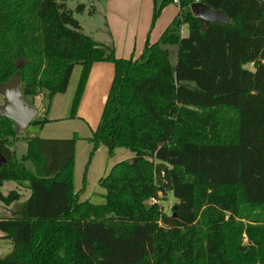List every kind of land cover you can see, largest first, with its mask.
Masks as SVG:
<instances>
[{
  "label": "trees",
  "instance_id": "1",
  "mask_svg": "<svg viewBox=\"0 0 264 264\" xmlns=\"http://www.w3.org/2000/svg\"><path fill=\"white\" fill-rule=\"evenodd\" d=\"M172 1L155 2L151 25ZM197 1L228 22L202 29L189 10ZM177 6L158 41L147 40L136 58H117L81 31L74 17L81 4L0 0V85L17 75L23 95L45 92L47 110L80 65L74 118L92 65L111 62L88 160L100 145L110 156L118 147L133 153L99 180L103 203L81 202L85 176L80 191L73 187L76 135L24 137L17 158L14 124L0 115V184L27 181L30 190L21 213L0 220L13 244L0 264H264V136L244 132L241 116L264 109V0ZM161 43L177 46L174 66ZM166 192L176 199L169 214L156 202ZM20 197L15 189L0 192L4 205Z\"/></svg>",
  "mask_w": 264,
  "mask_h": 264
},
{
  "label": "crops",
  "instance_id": "2",
  "mask_svg": "<svg viewBox=\"0 0 264 264\" xmlns=\"http://www.w3.org/2000/svg\"><path fill=\"white\" fill-rule=\"evenodd\" d=\"M66 0L68 8L74 10L76 6L83 5V11L76 18L81 26V31L92 37L98 43L110 46L114 50L117 58L138 57L145 46L146 41L153 43L159 40L161 34L171 23L178 13V6L168 4L165 6L153 25L152 12L153 6L160 0ZM173 5V6H172ZM83 15L102 16V23L92 29H86L83 21L79 18ZM83 20H85L83 18ZM81 67L75 65L69 78L67 89L63 93L55 94L47 108L44 116L41 106L44 104L45 92L39 93L31 99L36 102L37 113L41 111V118L47 120L39 127L41 131L30 133L27 137L39 136L41 138H71L76 135L75 142V162L73 167V187L78 192L82 189V180L85 176V186L79 192V201L89 200L92 203L100 204L104 202L105 189L99 185V180L104 177L111 167L122 160H129L133 157L130 150L120 147L115 148L113 154H108L107 148L100 145L94 152L92 158L88 160L92 144L89 138L92 136L93 130L100 121L101 113L104 108L110 84L114 76V65L111 62H95L87 77L85 87L79 104L77 106L76 115L70 117L71 102L77 87ZM75 73V74H73ZM78 77L76 78L75 76ZM32 102V104H34ZM38 103V104H37ZM31 104V103H30ZM40 106V107H39ZM44 112V113H45ZM67 119L59 124H49L53 120ZM37 128V127H36ZM48 128L50 130H48ZM85 140L87 143H85ZM25 143L24 140H18L11 146V150L17 156L15 147L18 143ZM26 146V144H25ZM83 152L84 158H78V148ZM88 154V155H87ZM86 155L88 158H86ZM86 159V160H85ZM27 167L33 170L31 164L27 163ZM82 171V179L80 185L75 184ZM18 190L21 194L19 200L4 205L0 202V220L8 219L14 213L19 214L22 211L23 203L30 195L28 182L5 181L0 184V192L6 194L9 190ZM96 199V200H95ZM0 257H7L12 252V240L0 230Z\"/></svg>",
  "mask_w": 264,
  "mask_h": 264
},
{
  "label": "rangeland",
  "instance_id": "3",
  "mask_svg": "<svg viewBox=\"0 0 264 264\" xmlns=\"http://www.w3.org/2000/svg\"><path fill=\"white\" fill-rule=\"evenodd\" d=\"M72 3H73L72 0H69V5H71ZM171 3L177 5V3H174L173 1ZM74 17L78 18V14H74ZM79 18L83 21L84 26H85L86 29H92V28H94L97 25H100L102 23V16L101 15H95L93 17L89 16V15H83V16H81ZM83 18L85 20H83ZM181 28H183L185 31H187L186 30V26L184 24H181L179 26V28H178V32H179V30ZM161 46L169 54L171 64H172V66H174V63H175V60H176L177 46H175V45H165L163 43H161ZM248 68L252 69V65L249 64ZM73 74H75V73H73ZM75 77L76 78L78 77V73H77V76H75ZM185 84L190 86V87H192L194 85L192 82H186ZM20 90H21V93H23L22 84H20ZM45 96L46 95L44 94V99H43V103L44 104L41 106V109L43 110L44 116L46 115V112L44 110L45 107H46V97ZM22 97H23V100H24V102L26 104L36 107V102H33V100H32V102L34 103V104H32L31 99L28 96H25V95L22 94ZM3 100H4L3 96L0 95V104L4 103ZM247 111L248 110H244V111L241 112V116H242V120H243V127H242L243 131L246 132V133H252L253 132L254 136L256 138H259V139L263 140L262 137L264 136V109L257 108V109L250 110L248 112ZM41 114H42L41 111H39L36 114V116L33 118V120L36 121V120L40 119L41 118L40 117ZM66 120L67 119L53 120V121L49 122V124H52V125L53 124H59V123H61L63 121H66ZM48 130H50V129L48 128ZM38 131H41V129L32 126V124H29L22 130V132L19 135H17L19 137L18 140H24L23 138L29 136L30 133H37L38 134ZM246 139L247 138H244L243 135H241V141H243V142H247V141H250V142H253V143L261 142V141H257V140H246ZM85 143H87L86 140H85ZM122 149H125V148H122ZM80 150H81V148L79 147L78 148L79 161H80V158H82V159L84 158V154H83V152H80ZM125 150H127V149H125ZM15 151H16L17 156H20V154L25 151V143H23V142L22 143L21 142L18 143L16 145V147H15ZM87 155H86V158H88ZM82 171H83V168L81 170L80 176H77L78 179L75 180L76 186L80 185V183H81ZM151 202L152 201L149 200V201L146 202V204H150ZM156 202L161 206L162 210L165 213L169 214L170 211H171L172 206L176 202V199L174 198V196H173V194L171 192H166L164 194H160V197H159V199ZM0 245H2V244H0Z\"/></svg>",
  "mask_w": 264,
  "mask_h": 264
},
{
  "label": "water",
  "instance_id": "4",
  "mask_svg": "<svg viewBox=\"0 0 264 264\" xmlns=\"http://www.w3.org/2000/svg\"><path fill=\"white\" fill-rule=\"evenodd\" d=\"M189 10L193 16L200 19L202 29H205L208 22H228L221 11H215L202 2L192 3ZM0 95L4 98V103L0 104V115L12 120L13 130L19 135L36 116L37 108L24 102L17 75L0 85ZM4 163L5 159L0 155V165Z\"/></svg>",
  "mask_w": 264,
  "mask_h": 264
},
{
  "label": "built area",
  "instance_id": "5",
  "mask_svg": "<svg viewBox=\"0 0 264 264\" xmlns=\"http://www.w3.org/2000/svg\"><path fill=\"white\" fill-rule=\"evenodd\" d=\"M173 2L174 3H178V0H173ZM179 34H180V36H185L186 35V33H187V31H185L183 28H181L180 30H179Z\"/></svg>",
  "mask_w": 264,
  "mask_h": 264
}]
</instances>
